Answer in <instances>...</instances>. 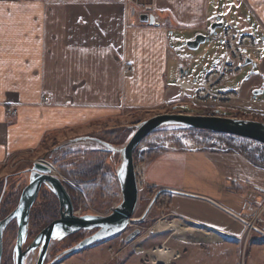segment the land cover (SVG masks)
Masks as SVG:
<instances>
[{
	"label": "crops",
	"instance_id": "obj_1",
	"mask_svg": "<svg viewBox=\"0 0 264 264\" xmlns=\"http://www.w3.org/2000/svg\"><path fill=\"white\" fill-rule=\"evenodd\" d=\"M123 1L0 0V166L14 154L43 149L54 133L90 129L85 136L92 137V128L100 123L131 112L162 110L184 94L176 86L181 66L188 67L196 86L222 66L224 29L264 41L259 31L264 26V0H152L148 14L155 17L154 25L142 23L137 15L133 19L127 9L124 14ZM212 25L217 28L204 44L205 54L187 53L186 43L209 35ZM251 54L258 74L246 86L242 102L234 105L264 114V100L252 97V91L264 90V49ZM182 56L187 63L180 61ZM127 65L132 72L125 73ZM219 87L214 91L233 92ZM238 90L244 92L243 83ZM186 95L184 101H193ZM10 98L17 104L15 117L7 111ZM145 187L198 196L172 198L166 193L162 200L168 202L167 209L158 212L212 236L187 238L200 242L183 243L186 255L169 264H264L255 252L264 244L254 239L246 258L244 238L246 223L264 199V168L238 152L164 150L147 163ZM242 194H251V201L240 210L234 201ZM156 226L146 244L166 245L170 239L152 240L167 232L156 231ZM122 264L142 263L131 256Z\"/></svg>",
	"mask_w": 264,
	"mask_h": 264
},
{
	"label": "rangeland",
	"instance_id": "obj_2",
	"mask_svg": "<svg viewBox=\"0 0 264 264\" xmlns=\"http://www.w3.org/2000/svg\"><path fill=\"white\" fill-rule=\"evenodd\" d=\"M139 1H140L139 2L140 4L146 5V4L151 3L152 0H139ZM134 2H136V0ZM123 4L127 7L128 13L131 11V9H134L128 0L127 1L124 0ZM260 29H262V32H264V26L260 25ZM222 30H223L222 28L218 29L217 33L222 32ZM262 32L261 34L263 35ZM204 46L205 45H203L197 51H192V52L187 51V53L191 55H195V56L197 55L203 56L206 52ZM261 50L262 49L249 50L248 58L242 65L243 68L238 73H233V74L231 73V74L226 75L222 79V81L216 86V87L220 86L219 87L220 91H224V92L233 91L231 93L236 92L235 98L233 99L231 98L228 100H221V101L217 99L216 100L209 99V100L200 102L198 101V99H196L195 95L193 96L190 93L188 95H190L191 97L193 96V101H189V100L184 101L183 98L186 94L180 93L176 99H174L173 101H170L168 105L165 106L160 111L131 112L124 117L120 116V118L115 119L114 121L100 123L99 125H96L94 128H92L91 136H103L108 132L116 130L119 132V136L118 137L115 136L113 140L114 141L118 140L117 143L122 146V145H125L127 141L130 139V137L134 133L133 131L135 130L136 126H138L142 122L147 121L155 116L164 115V114H189V115H206V116H219V117H225L228 114H232L233 116L230 118L251 120V121H257V122L263 123L262 121L264 119V114L255 113L252 110L245 109V108L242 109L241 106L238 104L234 105L235 102L239 104L242 102L240 98L243 97L246 91V86L250 85V83L252 82V79L255 77L256 74H258V66L256 64V61L255 63L247 65V66H244V64L249 60V55H252L251 53L259 52ZM182 57H180V61L182 63H187L188 58L186 61H184L182 60ZM184 67H187V66H184ZM124 71L125 73L132 72V71L130 72L126 71L125 66H124ZM240 83L244 84L243 93L238 90V86L240 85ZM216 87H214V89ZM258 90L260 89H256L252 92L254 93L255 91H258ZM180 91H182V89H180ZM214 92L217 93V91H214ZM252 97L255 100H264V92L262 95H259V96L252 95ZM207 104H213V105L212 106L210 105L208 107ZM229 111H231V113H229ZM128 130H130V133H131L130 136H127ZM89 132H90V129L88 131L75 130V131L54 133L52 135H49L48 139H46L47 142L45 143L43 149H33V150L26 151V152H20V153L14 154L13 157H11L6 162H4L0 166V176L2 175V177H4L3 179H5L6 181L9 180V183L11 186L14 184V181H16L19 176H21V173L25 171L26 169H31L35 162H38V161L44 162V163L48 162L56 170V172L53 173V175L57 177L58 179H60L63 184L66 183L72 189H74L75 191H78L79 194L81 195L83 203L77 210H75V215L82 216L87 213L94 214V215H104V216L109 215L112 213L114 208L120 205L121 200H122L121 190H120V186H119L117 179H111V182L105 185L103 183H98L90 187H79L75 183L67 179L65 175L62 173L63 170H70L74 168V166H76V164L78 163H81L83 161H93L94 158L97 157L96 155H88L85 157H75L76 156L75 155L74 157H70L66 160H62V158L67 156L69 153H75L79 150H88V149L94 150V151H102L100 150V148H98L94 144H75L73 143V141L78 138L89 137V136H85L86 133H89ZM156 132L157 133L155 135L151 136L145 143H141L140 146L135 150L134 152L135 153V156H134L135 172H136V169L138 167H141L142 165H144L143 170L145 172L146 165L149 162V160L146 158L145 155L150 150H146V152L144 153V159L140 160L139 153L141 149H151V150L153 149H169V150L170 149L171 150L172 149H195V147L192 146L193 144H196L198 146L197 149H229V152H238L246 159L248 155H253L257 161L264 162V144L251 141L248 139H244V138L239 139V140L235 138L233 139L230 135H228L227 137H221L220 135L205 137L202 134L197 133V132L186 131L184 128L164 129V130H159ZM165 146H167V148ZM55 149H58V151H54ZM118 156L119 155L115 156L116 161H118ZM102 159H106V155H102ZM107 161H108V157H107ZM107 163L110 168H115V165L110 163V160ZM9 175H12V176L14 175V176L11 177ZM16 175H19V176H16ZM3 179L0 180V204L5 203L6 206H3L4 208L2 212L6 215L14 209V193H13V190H8V192L2 191V188H3L2 185L4 184V182L2 183ZM27 182L24 184L25 186L27 185ZM11 189H12V186H11ZM156 189L154 190L150 189L149 191L145 187V182L143 186L140 187L138 207H137L136 212L133 215V218H139L143 215V213L145 212V210L147 209L148 205L151 202L150 199L152 198V193L155 192ZM171 191H174V190L171 189ZM174 192H177V191H174ZM168 194L172 198L175 197L174 196L175 194H171V193H168ZM191 196L198 198V196H195V195H191ZM250 196L251 194L247 195L246 197L244 194H242L238 196V199L236 198L237 201H234V202L239 206L240 210H243L249 205V202L251 201L249 200ZM176 197L180 199V197L182 196H176ZM183 197H189V196H183ZM45 201H46V196L41 195L40 200L37 203L33 211L34 217L36 215H40V216H39L38 221H36V223L32 225V229L29 234V243L33 241L35 237L43 229H45L50 223H52L50 222L52 219L51 217L52 214H49L52 210V207L47 202V205L49 207L47 206V209H46ZM55 202H56V214L58 215V211L60 213L59 201L56 199ZM167 205H168V202L165 201L164 199L163 200L161 199L159 203L157 204V207H153L148 218H146L144 222L137 224V225L129 226L127 228L126 233H122L114 238H109L102 242L96 243L93 246L87 247L84 250L80 251L79 253L71 257H68L62 261H64V263L66 264H122L124 261V257L126 258V257H131V256H137L142 264H156V263L146 260L147 258L145 256V252L151 251L157 247H165L171 253V255L175 256L167 260L166 264H169L170 262L172 263L174 258H177L179 261L180 258L183 257V255H186V251H185L186 249H185V245H182L183 243L200 242V241H192L187 238L186 239L179 238V237H176L171 231L170 232L167 231V232H164L162 236H158V235L154 237L151 236L152 240H158L157 242L162 241L164 238L170 239L166 245H164L163 243L159 245H155V246H152L153 244H150V245L146 244V239H147L146 237L149 235L150 231H153V229L158 223L175 221L173 217L168 216L167 212L163 214L165 215V217H162L163 215L159 214L158 212L159 210L160 211L163 210V212L164 210L166 211ZM263 206H264V199L257 207H255V209L253 210V215L248 221L253 224V227H255V230H253L248 225L245 226L244 238H245V242L247 246L246 258L249 255V250H248L249 247H252V244L254 243L253 240L256 239L257 241L259 236L261 238H264L262 235L263 232L258 231L259 228L264 230V214H262L261 217H259V213L261 212V210H264ZM58 207H59V210H58ZM3 217L0 216V219ZM181 224L188 226L186 223L185 224L181 223ZM9 230L10 231L7 233L6 240H7V243L11 244L12 242H14V237L17 232V227L13 226ZM135 230H140L141 235L138 238H136L133 242L127 244L125 242V239L128 233H131ZM82 236H83V233L81 232V233H78V234H75L69 237L67 240H65L62 243L53 242L50 247L49 255L53 256V252L56 249L55 247H58L57 249L59 250V252L65 251L67 247L72 246ZM139 248H141L140 249L141 252H139L138 250ZM122 250H125L127 254L126 255H124V253L121 254ZM240 252L241 251L239 250V258L241 259ZM255 252L259 256L258 258L260 259V262L264 263V248H260V249L257 248ZM190 253L188 252V256L190 255ZM119 254L121 255L118 256ZM201 255L203 256L205 254L202 253ZM47 260H50V258H47ZM35 261H36V257H32L31 255L27 258L28 264H33L35 263ZM243 264H245V260Z\"/></svg>",
	"mask_w": 264,
	"mask_h": 264
},
{
	"label": "water",
	"instance_id": "obj_3",
	"mask_svg": "<svg viewBox=\"0 0 264 264\" xmlns=\"http://www.w3.org/2000/svg\"><path fill=\"white\" fill-rule=\"evenodd\" d=\"M148 11H151V8ZM141 22L154 25L155 17L145 14L141 16ZM216 28V25H212L209 35H198L193 41H188L186 43L187 49L190 51L199 50L200 46L214 38ZM250 64L252 62L248 60L244 66ZM263 92L264 90H258L253 95L259 96ZM170 128L208 131L218 135H230L264 144V123L230 117L189 114H164L144 121L136 126L134 133L122 147H115L95 137L78 138L73 143L94 144L100 150L111 153L112 156L117 154L120 156V163L116 169L117 180L122 195L120 205L114 208L111 214L105 216L94 214L75 215L72 198L61 180L52 175L51 169L45 163L40 161L35 162L33 167L28 171L30 173L29 184L22 191L17 208L8 217L0 221V264L3 254L4 231L13 220H17L18 224L17 243L15 247L17 264H24L30 255L36 257L35 264H44L53 242L60 243L70 236L81 232H94L72 248L56 255L49 263L54 264L79 253L87 247L126 232L129 226L144 222L163 194L171 193L194 197L168 189L159 190L152 198L143 215L139 218H133L138 207L140 193L134 169V152L151 133ZM54 151H58V149ZM42 186H46L58 199L60 218L43 229L26 250H23L29 235L31 211ZM204 200L221 208L209 199ZM227 212L232 214L229 211ZM140 235L141 231L135 230L126 237L125 241L126 243H131ZM262 235L264 237V233Z\"/></svg>",
	"mask_w": 264,
	"mask_h": 264
},
{
	"label": "built area",
	"instance_id": "obj_4",
	"mask_svg": "<svg viewBox=\"0 0 264 264\" xmlns=\"http://www.w3.org/2000/svg\"><path fill=\"white\" fill-rule=\"evenodd\" d=\"M127 1V0H126ZM130 3H135V6L138 7L139 11H137V9H131L130 13H131V17L133 19H135L136 15L137 18L139 19L141 14H144L147 12V9L149 7V4H140L138 1L134 2L132 0H128ZM140 7V8H139ZM126 9L127 7L124 5V14H126ZM138 13V14H137ZM260 33L262 32V29L259 28ZM263 33V37H264V32ZM223 38L225 41V47H226V56H225V61L223 63V65L209 73L205 79L203 80L202 84H200L199 86L194 85L188 74H187V70L188 67H184L181 66L178 70V79L176 81V86L180 89H182L184 94H192L193 96L195 95L196 99H198V101H206L209 99H214V100H228V99H233L235 98V93H223V92H214V87H216L221 81L222 79L228 75V74H233V73H238L241 69H242V65L243 63L246 61V59L248 58V52L249 50H255V49H263L264 48V42L263 43H258L255 41V39L249 35H239L236 32H234L232 29H225L223 31ZM182 60L186 61L187 57L183 56ZM126 71L130 72L132 71V68L130 66H126ZM7 111L8 114L11 117H15L17 114V104L15 99L10 98L9 101H7ZM228 135H224L221 137H227ZM233 139H242L239 137H233L231 136ZM193 147H195V149H188V150H216V151H229V149H197L198 146L196 144L192 145ZM167 148V146H165ZM146 150H151V149H141L140 153H139V157L140 160L144 159V153L146 152ZM153 150H157V149H153ZM143 166L138 167L136 169V181H137V185L140 189L141 186H143L144 182H145V172L143 170ZM264 207V206H263ZM263 209V208H262ZM264 214V210H261V212L259 213V217H261V215ZM258 217V218H259ZM247 225L249 227H251L253 230H255V227H253V224L248 222ZM257 230V228H256ZM259 232H263V229H258ZM56 264H66L64 262H58Z\"/></svg>",
	"mask_w": 264,
	"mask_h": 264
},
{
	"label": "trees",
	"instance_id": "obj_5",
	"mask_svg": "<svg viewBox=\"0 0 264 264\" xmlns=\"http://www.w3.org/2000/svg\"><path fill=\"white\" fill-rule=\"evenodd\" d=\"M264 123V119L262 121ZM186 131H191V132H197L202 134L203 136L207 137V136H217L214 133L208 132V131H201V130H192V129H185ZM134 132V131H133ZM132 132V133H133ZM157 132H153L151 133L147 138H145L142 143H145L151 136L155 135ZM130 130H128V135L130 136ZM115 136H119V132L114 130L111 132L106 133L103 136H92L98 139H101L105 142H108L112 145H114L115 147H122L120 144H118V140H113V138ZM164 151L162 150H150L146 153V158L148 160H151L152 158H154L156 155L159 154V152ZM76 155V156H75ZM88 155H96L97 157L94 158L93 161H83L81 163L76 164V166H74V168L70 169V170H63L62 173L65 175V177L67 179H69L70 181H72L73 183H75L77 186L79 187H90V186H94L95 184L98 183H103L105 184H109L111 182V179H117V175H116V169L117 166L120 163V156H118V161H116V155L112 156L111 153H106L104 151H94V150H79L75 153H69L67 156L63 157L62 160H66L70 157H85ZM102 155H106V159H102ZM118 155V154H117ZM135 156V153H134ZM101 157V158H99ZM107 157H108V161L110 160V163L115 165V168H110L108 165V161H107ZM105 158V157H104ZM102 159V160H101ZM247 159L249 160V162H251L253 165L257 166V167H262L264 168V162H259L255 159V157L253 155H248ZM14 176V175H13ZM11 176V177H13ZM19 176V175H16ZM10 177V178H11ZM9 178V177H8ZM6 180L3 179L2 183L5 182ZM68 193L70 194L73 204H74V208L75 210H77L81 205H82V197L79 194L78 191H75L74 189H72L69 185H67L66 183H64ZM157 192V190L155 192L152 193V197L155 195V193ZM165 195H162L159 200L157 201V203L155 204L154 207H157V204L159 203V201L164 197ZM85 215H90V214H85ZM40 215H36L34 217V214L32 215V225L34 223H36V221H38ZM187 224V223H186ZM189 227L192 228H196L194 225L191 224H187ZM83 236L77 240L74 244L79 243L81 240H83L84 238H86L87 236H89L90 234L94 233H87V232H82ZM258 242H261L262 244H264V238H261L259 236V238L257 239ZM56 249L53 252V257H55L56 255H58L60 252L57 249L58 247H55Z\"/></svg>",
	"mask_w": 264,
	"mask_h": 264
},
{
	"label": "flooded vegetation",
	"instance_id": "obj_6",
	"mask_svg": "<svg viewBox=\"0 0 264 264\" xmlns=\"http://www.w3.org/2000/svg\"><path fill=\"white\" fill-rule=\"evenodd\" d=\"M29 170L30 169H26L25 171H23L21 173V176H19L17 178V180L14 181V184L11 185L12 186V189H11L9 180L5 181L4 184L2 185L3 186V188H2V191L3 192H8V190H13V193H14V209L12 211H10L8 214L5 215L2 211H3V208H4L3 206H6V205H5V203L4 204L1 203L0 204V216H2V217L4 216V217L1 218L0 221H2L3 219H5L6 217H8L17 208V206L19 204V200H20L21 193L24 190V188L29 184V178H30V173L28 172ZM26 182H27V185L25 186L24 184ZM43 192H44V194H43ZM41 195L46 196V201H45L46 209H47V206H48L47 205V202L52 207V210L49 213V214H52L51 215L52 219H51L50 222H53L54 220L60 218L59 211H58V215L56 214V202H55L56 199H57L56 196L46 186H42L40 188L38 198H37V200H36V202H35V204H34V206L32 208V211H31V215H30V225H29V234H30V231L32 229V215H33V211H34L37 203L39 202ZM58 210H59V207H58ZM13 226H16L17 227V232H18L17 220H13L12 222H10V224L7 226L6 230L4 231V236H3V254H2V262H1V264H17V253L15 251V247H16V243H17V232H16L15 237H14V242H12L11 244H9V243H7V240H6L7 239V233L10 231L9 229L12 228ZM67 239H65V240H67ZM64 241H62V242H64ZM62 242H60V243H62ZM31 243H32V241L29 243V235H28V238L26 240V243L24 245L23 250H26V248ZM73 245H75V244H73ZM73 245L70 246V247H67L65 250L72 248ZM32 257H35V256H32ZM47 258H50V260H47L46 259V261H45L44 264H49L52 261L51 259L53 258V256L48 255ZM35 263H36V261H35ZM35 263H33V264H35ZM24 264H28L27 259L25 260Z\"/></svg>",
	"mask_w": 264,
	"mask_h": 264
},
{
	"label": "bare ground",
	"instance_id": "obj_7",
	"mask_svg": "<svg viewBox=\"0 0 264 264\" xmlns=\"http://www.w3.org/2000/svg\"><path fill=\"white\" fill-rule=\"evenodd\" d=\"M45 165H47L51 169L52 175H53V173L56 172L54 167L51 164H49L48 162ZM156 231H161V232L174 231L175 234L180 236V237L200 239V240L210 239L212 237L208 233L199 231V230L194 229V228L182 226V224L180 225L174 221L158 223L156 226ZM140 249L141 248L138 249L139 252H141ZM145 256L147 258L146 259L147 261H151V262L156 263V264H160V263L166 264L167 260L171 259L172 257H175V256L171 255V253L165 247H157L151 251H147V252H145Z\"/></svg>",
	"mask_w": 264,
	"mask_h": 264
}]
</instances>
